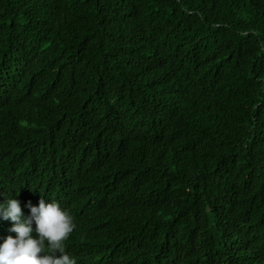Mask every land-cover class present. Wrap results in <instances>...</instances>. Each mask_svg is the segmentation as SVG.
Wrapping results in <instances>:
<instances>
[{"label": "trees", "instance_id": "obj_1", "mask_svg": "<svg viewBox=\"0 0 264 264\" xmlns=\"http://www.w3.org/2000/svg\"><path fill=\"white\" fill-rule=\"evenodd\" d=\"M7 196L77 264H264V0H0Z\"/></svg>", "mask_w": 264, "mask_h": 264}, {"label": "clouds", "instance_id": "obj_2", "mask_svg": "<svg viewBox=\"0 0 264 264\" xmlns=\"http://www.w3.org/2000/svg\"><path fill=\"white\" fill-rule=\"evenodd\" d=\"M8 197L0 203V264H77L85 242L71 215L56 201L25 205Z\"/></svg>", "mask_w": 264, "mask_h": 264}]
</instances>
